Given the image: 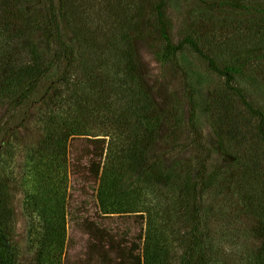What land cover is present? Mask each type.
<instances>
[{
	"label": "rangeland",
	"instance_id": "1",
	"mask_svg": "<svg viewBox=\"0 0 264 264\" xmlns=\"http://www.w3.org/2000/svg\"><path fill=\"white\" fill-rule=\"evenodd\" d=\"M247 1L167 0L165 14L171 38L178 42L188 35L200 37V43L222 63L241 50L262 56L264 51L257 49L262 45L250 30L254 21L249 19L256 14L250 11L252 7H248ZM34 3L45 7L44 0ZM5 4L0 0V8ZM136 4L137 0H70L68 20H62V33L70 45L78 48V61L83 56L82 67L88 64L94 71L89 93L97 94L101 81L112 75L121 30L130 15L135 14ZM144 17L147 18L146 13ZM242 19L248 21L243 23ZM2 36L0 48L4 45ZM155 37L152 28L146 27L135 40V48L154 100L171 117V122L161 125L152 152L160 155L165 173L177 184H133L128 178L126 182L132 183L133 191L126 197L123 210L108 212L112 208L100 204L99 181L90 169L95 158L92 138L102 128V117H87L90 124L85 128L86 134L69 139L64 244L52 240V252L43 263L38 260L40 243L33 237L38 232L43 235L46 225L30 215L27 198L40 180L58 185L63 169L47 156L37 162L30 154L44 135L43 114L53 111L73 120L79 110L73 102L64 105L56 75L45 78L31 99L19 107L12 108L8 101H0V167L10 182L15 264H138L140 260L139 264H182L194 223H198L201 233V249L207 251L205 264H255L260 241L253 228L264 191H251L253 174L246 171L245 161L239 160L240 149L253 148L248 119L241 115L240 103L232 92L226 90L224 78L185 46L178 53V60L194 92L192 116L185 77L176 65L158 58L160 41ZM9 39L19 40L13 34ZM21 50L14 56L15 61L27 57L26 46ZM255 58L247 62L246 68L264 63V58ZM87 67L84 69L88 70ZM238 79L239 84L248 88V96L255 105L264 109V76L253 86ZM83 87L87 89L86 85ZM61 91L67 94L65 89ZM170 123L175 134L170 133ZM238 139L243 146L237 144ZM188 174L201 180L210 177L212 184L185 191L181 185L187 182ZM44 192L48 208L60 212L61 202L57 199L61 194L55 195L52 187Z\"/></svg>",
	"mask_w": 264,
	"mask_h": 264
},
{
	"label": "trees",
	"instance_id": "2",
	"mask_svg": "<svg viewBox=\"0 0 264 264\" xmlns=\"http://www.w3.org/2000/svg\"><path fill=\"white\" fill-rule=\"evenodd\" d=\"M3 1H6V4L0 8V34L4 35L2 37L5 39L4 45L0 48V101H8L12 108L19 107L31 99L42 86L45 78L56 75L64 105L73 102L79 110V114L73 120L59 117V113L53 111L43 114L41 119L44 135L30 154L31 159H37V162H42L47 156L48 160L51 159L54 161L53 164H57V168L63 169V177L58 185L40 180L38 187L28 194L27 198L30 215L35 216V221L39 220L41 224L43 222V225H46L43 235L38 232L33 237L40 243L38 249L40 263H43L44 258L52 252L50 246L52 240L58 239L64 244L69 139L86 134L85 128L90 124L87 117H102L100 119L102 128L92 138L95 142V158L90 164V169L99 181L97 191L100 204L112 208L108 212L123 210L126 197L130 191H133L132 183L139 184L144 181L165 187H173L177 184L170 179L169 174L165 173L160 155L155 151L152 152L160 136L161 125L171 122V117L154 100L139 64L135 40L148 26L152 28L153 34L157 35L155 40L160 41L158 58L162 62L176 65L185 77V89L193 109L192 116L195 115L194 92L187 80V73L179 64L178 53L185 46H189L205 61L211 71L224 78L226 90L231 91V95L240 103L241 115L247 117L250 127L253 148L240 149L239 160L240 162L244 160L246 171L253 174L250 175L253 179L251 191H264V160H262L264 109L255 105L248 96V88L238 82V78L250 82L251 86L255 81L259 82V77L264 76L262 69L264 63L259 62L260 64L257 63L252 69L246 68V64L253 58L256 59L255 56L264 58V54L259 56L255 51L241 50V53L234 54L228 61L222 63L211 49L200 43L202 40L200 37L188 35L178 42L173 41L166 22L167 0H137L135 14L130 15L121 30L123 33L117 46L118 57L113 73L105 76L101 81L102 85L98 83L99 92L93 94L88 92L89 82L94 73L92 67H87L88 64L84 66L88 70L82 67L83 56L81 55L78 61L76 56L78 48L70 45L62 33V20H68L70 0H44L45 7L39 5L37 7L34 3L36 0ZM225 1L229 2V0ZM247 3L248 7H252L250 11L256 14L249 19L254 21L250 30L262 45L257 47L261 52L264 51V2L249 0ZM145 13L147 18L144 17ZM247 21V19L241 20L243 23ZM12 34L19 40L12 42L9 39V35ZM25 39L28 40L27 43L24 42ZM254 42L258 44L257 41ZM24 46L27 48V57L15 61L14 56L21 53ZM109 76L112 78L111 81ZM84 85L87 86L86 90ZM61 88L65 89L67 94H64ZM170 125L172 126L170 133L175 134L173 123ZM244 140L245 138L242 141ZM242 141L238 139L237 144L243 146ZM2 152L0 146V166ZM114 164L118 166L115 167ZM111 165H113L112 170ZM128 178L132 180L131 184L126 182ZM208 179H195L188 174L185 179L187 182L181 186L185 191H189V187L190 191H194L199 185L204 189L212 184L210 177ZM9 185L10 182L1 173L0 167V264H15L16 261L15 246L11 241L14 226L10 223L13 221L14 210L8 191ZM51 187L55 195L61 194L57 199L61 202L60 212L48 208L44 191H48ZM256 216L253 229L260 243L254 255V262L264 264V195L258 203ZM47 217L49 220L46 221ZM191 234L192 239L184 253L182 264H205L207 257L204 252L207 251L205 249L202 251L198 242L201 234L198 223H194Z\"/></svg>",
	"mask_w": 264,
	"mask_h": 264
}]
</instances>
